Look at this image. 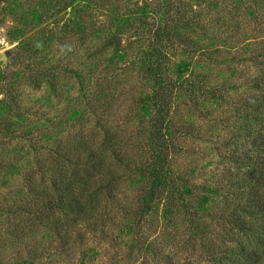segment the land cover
Returning a JSON list of instances; mask_svg holds the SVG:
<instances>
[{
    "label": "rangeland",
    "instance_id": "obj_1",
    "mask_svg": "<svg viewBox=\"0 0 264 264\" xmlns=\"http://www.w3.org/2000/svg\"><path fill=\"white\" fill-rule=\"evenodd\" d=\"M163 1L0 0V49L48 29L54 38L38 60L56 70L53 85L46 79L32 84L25 71L11 73L0 59V264H215L204 251L206 237L190 230L185 209L166 211L161 199L143 217L128 213L143 183L133 169L90 199L96 215L110 218L95 227L81 230L79 221L69 227L61 212L46 207L45 216L38 215L27 202L42 189L35 182L49 181L42 173L46 163L63 159L64 140L72 136L95 143L105 128L128 156L145 145L135 129L146 124L150 109L141 98L151 87L141 73L144 61L130 52L150 41ZM262 1L171 0L176 39L169 69L202 86L193 96L185 88L174 92L173 120L186 129L175 136L172 167L190 184L199 221L211 227L214 213L234 198L222 185L212 188L215 182L230 175L239 180L236 190L246 169L262 174L264 168V114L254 112L264 108V89L250 80L264 64L244 51L264 37ZM6 78L15 81L19 107L8 102ZM91 103L101 108L92 111ZM58 218L65 221L63 234ZM30 223L25 233L19 230ZM234 233L252 243V236Z\"/></svg>",
    "mask_w": 264,
    "mask_h": 264
},
{
    "label": "trees",
    "instance_id": "obj_2",
    "mask_svg": "<svg viewBox=\"0 0 264 264\" xmlns=\"http://www.w3.org/2000/svg\"><path fill=\"white\" fill-rule=\"evenodd\" d=\"M161 5V12L158 11V20L152 30L150 41L141 49L133 48L130 52L133 57L144 61L141 73L149 80L151 87L150 93L141 98L142 105L150 109L146 124L135 129L136 134L140 133L142 136L145 145L138 144L135 146L134 155L128 156L120 145H115L118 142H112L105 128L101 133L102 137L94 141L95 143H86L72 136L64 140L66 150L63 159L58 161L50 159L46 163L47 166L42 173L47 174L46 180L49 181L44 183L41 178L42 182H35V186L41 185L42 189L36 197L27 199V202L32 200L33 204L30 205L32 211L40 209L38 215L40 213L45 216L42 210L46 207L48 208L46 210H50L52 214L61 212L69 227L75 226L77 221L83 225L81 230L88 226L95 227L110 218L107 214L105 217L96 215L90 207V199L102 190L108 189L117 177L128 175L131 173L130 169H133L143 178V183L137 188L133 196V206L127 208L128 213L137 218L143 217L152 210L154 201L163 199V208L166 211L172 212L173 208L179 207L185 209L190 230H193L194 234L206 237L203 248L205 253L209 254L211 262L264 264V168L262 174L256 167L246 169L242 183L236 190L233 184L239 180L235 181L236 179L234 180L230 175L215 182L216 185L212 188L222 185L226 195H234V200L224 204L220 211L214 213L215 225L212 227L203 220L199 221L200 212L192 207L187 194L190 184L186 178H182V174L177 169L173 171L171 153L175 146V136L178 131L186 129L185 123L177 124L173 120L174 115L171 110L174 92L179 88H185L193 96L199 93L201 85L190 75L181 78L172 75L168 63V49L176 39L171 23L174 15L171 11L175 6L171 0L163 1ZM262 27H264V17H262ZM47 30L40 38L32 35L33 40L22 41L6 52L9 60L5 66L9 72L19 74L17 69L20 68L25 71L28 81L32 84H40L41 80L45 79L52 85L55 83L54 66L41 65L38 60L39 50L43 46L48 47L54 38L53 34L47 33ZM119 37L116 40L120 43L123 39L120 34ZM110 38L114 42L113 37ZM244 51H247L255 62L264 64V37L249 43ZM260 56L262 60H258ZM107 69L106 66L102 67V70ZM68 71L70 70L64 72ZM261 74L253 76L250 80L264 89V69ZM14 83L13 80L5 83V95L10 104L19 107V90ZM197 85H200L199 88ZM97 108L101 106L97 104L90 109L94 111ZM262 111L264 114V108H256L254 112L259 114ZM262 123L264 124V115ZM8 131V126L3 128V133ZM206 199L202 198L201 201L205 202ZM55 221L58 223L57 233L63 234L61 228H65V221L60 223V218ZM26 226L29 229L31 223L20 226L19 230L25 233L23 229ZM234 230L252 236L253 239L248 238L252 243L242 241ZM207 232L212 233L213 237L209 238Z\"/></svg>",
    "mask_w": 264,
    "mask_h": 264
},
{
    "label": "water",
    "instance_id": "obj_3",
    "mask_svg": "<svg viewBox=\"0 0 264 264\" xmlns=\"http://www.w3.org/2000/svg\"><path fill=\"white\" fill-rule=\"evenodd\" d=\"M0 59L4 62L7 63L8 62V55L6 53L5 50L0 49Z\"/></svg>",
    "mask_w": 264,
    "mask_h": 264
}]
</instances>
